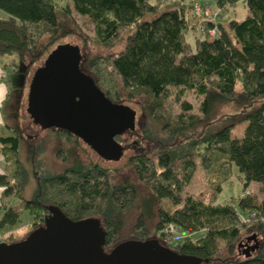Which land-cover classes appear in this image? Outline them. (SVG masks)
<instances>
[{"label": "trees", "instance_id": "16d2710c", "mask_svg": "<svg viewBox=\"0 0 264 264\" xmlns=\"http://www.w3.org/2000/svg\"><path fill=\"white\" fill-rule=\"evenodd\" d=\"M65 1L58 15L55 0H0V56L18 61L14 69L17 79L7 91L6 101L11 92L13 96L17 92L13 103L19 107V93L22 97L29 73L28 60L30 64L39 60L48 50L46 46L64 37L67 25L75 28L69 2L75 12L95 22L94 37L99 43L107 44L121 29L133 27L124 49L103 60L94 56L88 61V68L110 100L119 102L122 92L132 100L140 99L144 111L159 124L160 133L167 139V143L157 141L153 157L137 153L128 160L136 177L149 190L146 197H141L142 208L134 226L136 236L147 239L146 227L148 221H153L156 234L162 238L171 233L169 226L174 232H182L180 240L169 246L181 254L202 258L203 264H264V0H243L245 19L230 20L225 25L214 22L208 4L200 5L201 11H209L210 15L204 16L198 27L189 23L183 8L161 10L151 0ZM238 1L215 0V16L223 17ZM150 14L155 16L144 19ZM200 29L204 33L198 34ZM190 30L197 31L193 45L185 37ZM51 52L52 49L45 60ZM100 64L106 66V76H113L112 92L105 76L95 70ZM187 90L202 96L199 114L191 113L190 104L180 101ZM172 97L180 107L179 114L173 116L165 109ZM10 103L7 120L0 124V147L12 155L17 167L13 179L0 173L4 194L16 187L24 210L41 219L32 222L35 227L42 225L48 205H57L73 220L101 218L106 230L105 247L110 249L118 241L124 212L138 201L134 184L110 182L108 171L99 164L85 165L75 156L63 155L66 168L43 174L35 196L24 198L26 173L19 159L18 108ZM221 108L227 110L219 114ZM238 126L240 135L233 137ZM71 134L67 130L59 133L65 140L75 137ZM216 150L241 173V196L223 205L215 204L221 190L217 185L215 198L210 202L181 197L194 172L195 156L200 154L203 161H209L205 156ZM205 166L208 168L209 164ZM252 182L262 188L259 201L250 196L247 188ZM164 199L176 208L165 209L160 203ZM19 221L20 211L0 204V229ZM245 228L252 236L246 239L241 256L234 249ZM199 233L195 239L191 237ZM249 243L255 247L245 254Z\"/></svg>", "mask_w": 264, "mask_h": 264}, {"label": "rangeland", "instance_id": "374dc122", "mask_svg": "<svg viewBox=\"0 0 264 264\" xmlns=\"http://www.w3.org/2000/svg\"><path fill=\"white\" fill-rule=\"evenodd\" d=\"M151 1L159 4V9L161 10L183 8L186 12V16L190 20L189 23L194 25V27H198L197 25L200 24L201 19L206 16L205 12L200 11L202 9L201 6L204 4H208L207 8L212 12L211 18H213L214 22L221 21L224 25L230 20L242 21L247 16V9L243 0H239L234 6L230 7L228 12H226V14L221 18L215 16L217 13L215 0ZM66 3L67 2L65 0H55L56 12L58 15H60V7L65 6ZM68 6L71 10V15L75 20L76 26L73 28V26L67 25L68 31L64 37L56 41H52L48 46H46L48 47V50L44 52L43 56L39 60L32 64H30L28 60V63L26 64L30 65L29 73L24 82L25 84L22 90V97L19 93L21 98L19 107L13 103V101L15 102L14 99L18 97L17 92L14 96L11 92V96L8 101H6L5 97L7 96V91L10 92L11 87L15 84V79H17L14 69L15 63L18 61L10 56H0V124L7 120L8 103H13L15 108H18L19 117L17 122L21 132L19 159L22 161L26 173V183L23 192L24 198L30 199L35 196L40 178L43 174H49V172H61L64 168H66L67 163L63 161V155H65V158H72L75 156L78 160H80L79 162L82 161L84 164H88L90 162L97 163L108 171V179L110 182H132L138 193V201H135L134 205L123 214L124 223L119 230V238L116 244L127 239H139L134 230L135 221L137 213L140 211V207L142 208L141 197H146L147 194H149V190L146 185L141 183L136 177L132 166L128 163V160L129 157L137 153H145L148 156L153 157L157 152V141L161 140L167 143V139L160 133L159 124L144 111L142 101L140 99L132 100V98L126 96L125 92H122V97L117 103L126 105L133 110L134 126L132 129L126 130L119 136L120 142L116 140L121 146L119 157L116 159L105 160L100 158V155L95 153L81 139L76 141L65 140L64 138L59 139L57 135L52 133L50 134L47 130L42 129L40 125L33 122L30 114L26 110L28 107L29 84L34 72L43 65L47 53L51 51V49L53 51L57 48V44L63 43L77 46L80 49V55L82 58L81 67L87 74H89L90 69L88 68V61L91 58L93 59L94 56H99V59L103 60L104 57H110L113 54H117L124 49L128 36L133 31V27L121 29L117 37L112 41L107 44L99 43L94 37L95 22L88 16L80 15L75 12L73 10L72 3L69 2ZM0 14L2 13L0 12ZM154 16L155 14H150L144 17V19L150 20ZM196 32L197 31L195 30H190L185 35L186 39L192 43V45L195 42L194 36L197 35ZM201 33H204L203 30H198V34ZM95 70L105 76L104 78L108 81L106 86L112 92L114 90L113 86L115 81L111 73V77H109V75H105L108 73L106 66L104 64H100V67H97ZM201 100L202 96L197 95V93L193 90H187L180 101L190 104L192 108L191 113L199 114V105ZM165 109L168 112L171 111L172 116L179 114V103L174 101L173 97L169 98V100L165 103ZM224 110H227V108H221L219 110V114L223 113ZM10 121H14V119H11ZM10 121L8 120L9 123ZM240 130L239 126L236 127L232 136H239L241 132ZM58 149H61V151ZM225 157L226 156L223 153L217 152V150L213 151L210 155L208 154L207 157L205 156V158H208L209 161H203L200 154L196 155L194 158V172L188 183L185 185L181 197L192 196L195 199L210 202L211 199L215 198L216 186L220 185L221 190L216 195L215 204L223 205L232 199H238L244 190L241 181L242 175L237 167L230 164ZM206 164H209L208 168L205 166ZM16 167L17 165L15 164V160L12 155L7 152L5 148L0 147V173H5L8 178L13 179ZM12 182H14V180H12ZM247 188L250 190V196L257 198L258 201L262 198L263 193L260 184L252 182ZM3 191L4 189L0 187V204L11 206L15 210L20 211V221L15 226L0 229V242H11L22 239L28 235L33 229L38 227H35L32 222L37 223L40 222L41 219L39 217L34 218L29 211L24 210L23 203L16 196V187H13L7 194H4ZM160 203L169 211L176 208L169 200L164 199ZM135 205H137V207H134ZM100 220L102 222V226L104 227L101 218ZM146 228L148 238H156L165 246L175 243L177 240H180L181 236H183L182 232H174L172 229L171 233L166 234L165 237L162 238L156 234L155 229L153 228V221H148ZM250 234L251 233H249L247 228L242 230L240 240L236 243L234 253L242 256L243 250L248 243L246 239L252 236V234ZM199 235L200 233L192 234L191 237L195 239ZM220 244L221 246H224V242ZM249 244L251 245V243ZM110 249L106 248V250Z\"/></svg>", "mask_w": 264, "mask_h": 264}, {"label": "water", "instance_id": "95a60500", "mask_svg": "<svg viewBox=\"0 0 264 264\" xmlns=\"http://www.w3.org/2000/svg\"><path fill=\"white\" fill-rule=\"evenodd\" d=\"M80 49L61 44L39 67L29 84L28 108L42 129L67 130L108 159L121 146L116 136L134 126V112L110 100L81 67ZM42 225L11 242H0V264H203L156 238L127 239L106 250L100 218L73 220L57 205H48ZM255 245L246 248L254 249Z\"/></svg>", "mask_w": 264, "mask_h": 264}, {"label": "flooded vegetation", "instance_id": "af4514ba", "mask_svg": "<svg viewBox=\"0 0 264 264\" xmlns=\"http://www.w3.org/2000/svg\"><path fill=\"white\" fill-rule=\"evenodd\" d=\"M44 130H47L50 134L52 133V134H54V135H57V137L59 138V139H61V138H64V136H61V135H59V133L60 134H62V132H65L66 130H63V129H61V128H48V129H44ZM71 136H72V134H71ZM72 138V140H74V141H76V140H80V138H78L77 136H73V137H71ZM82 140V139H81ZM65 141V140H64ZM83 141V140H82ZM84 142V141H83ZM85 144H87L93 151H94V149L88 144V143H86V142H84ZM59 150V149H58ZM95 152V151H94ZM96 153V152H95ZM100 158H102L103 160H105V158H103L102 156H100ZM91 163V162H90ZM93 163V162H92ZM81 164H84V162H82L81 161ZM89 164V163H88ZM97 164V163H96ZM67 165H68V163H67ZM85 165H87V164H85ZM48 213V212H47Z\"/></svg>", "mask_w": 264, "mask_h": 264}, {"label": "built area", "instance_id": "2783aa9c", "mask_svg": "<svg viewBox=\"0 0 264 264\" xmlns=\"http://www.w3.org/2000/svg\"><path fill=\"white\" fill-rule=\"evenodd\" d=\"M199 10H200V9H199ZM200 11H201V10H200ZM208 13L210 14L209 11H206V12H205V15H209ZM211 34H214V32L212 31ZM172 229H173L172 226H169V229H168V230H172ZM166 230H167V229H166Z\"/></svg>", "mask_w": 264, "mask_h": 264}]
</instances>
